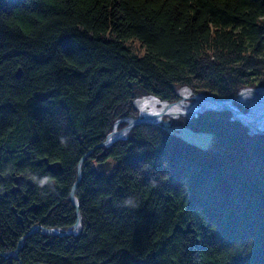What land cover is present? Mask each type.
Instances as JSON below:
<instances>
[{
	"label": "trees",
	"instance_id": "obj_1",
	"mask_svg": "<svg viewBox=\"0 0 264 264\" xmlns=\"http://www.w3.org/2000/svg\"><path fill=\"white\" fill-rule=\"evenodd\" d=\"M185 85L264 86V0H0V264H264L263 132L209 110L172 121L215 132L218 152L150 122L99 146L135 98ZM92 149L81 230L44 232L75 223Z\"/></svg>",
	"mask_w": 264,
	"mask_h": 264
},
{
	"label": "water",
	"instance_id": "obj_2",
	"mask_svg": "<svg viewBox=\"0 0 264 264\" xmlns=\"http://www.w3.org/2000/svg\"><path fill=\"white\" fill-rule=\"evenodd\" d=\"M135 81H131L130 85L134 86ZM196 95L202 96L204 99V106H195L194 103L191 101H187V106H188V112H179L175 116L174 113L171 112H164V108L166 107L165 105L172 106L176 105L178 102H183L184 97L180 95V98L174 101H169V100H162L160 97L153 95V94H148L144 96H153L156 97L160 102H164L162 106L156 107V111H149L148 113H144L142 107H139V114L136 117H130V121L127 126L117 129L116 125L114 126L113 130L107 135V138L105 141H103L99 146H110L112 143H114L116 140L119 139H126L129 137L130 131L139 123L143 122H150V123H158L161 124L164 128H166L171 134H174L185 141H187L190 144L196 145L198 147H201L205 151L208 152H218L220 149L215 146L217 142H222V139L216 138L215 132L212 131H206V130H196L192 128L189 124L186 123H173L172 118H179L181 116H185L186 118H191L194 116H198L201 113H204L208 110H223L227 109L232 112V118L241 121L243 124H245L248 127H252L251 123L245 120L239 111H241L238 107L235 105H230L229 101L234 100V98H216L212 95L206 94L204 92H195ZM142 96V97H144ZM124 118H119L117 122L123 121ZM116 122V123H117ZM127 123V122H126ZM255 132H263L264 129H258V128H253ZM93 152V149L90 150L80 161L79 167H78V179L74 183L71 193H70V198L73 202V204L76 207V215L77 219L75 223L69 227L66 230H60L59 228L56 227H45L43 225H39L41 230L48 234H53V235H68L72 233H77L80 231L83 225V216L80 211L79 207V201L76 196V188L77 185L82 177V166L85 161V158ZM38 163H41V160L38 161ZM118 166V163L112 159L108 158L105 161L101 162H94L91 165V171L95 172L96 176L98 178H103L104 175L111 173L116 167ZM47 169L50 170L51 172L55 174H61L63 172V167L60 162H50L47 164ZM9 176V175H8ZM10 177V176H9ZM16 183L18 185L22 184L24 182V177L22 175H18L14 177ZM30 180V179H29ZM39 227H33L32 230L27 233L30 234L33 231L39 229ZM25 242V236L21 238L19 241L17 247L9 252L13 257L19 258V251L22 248L23 244Z\"/></svg>",
	"mask_w": 264,
	"mask_h": 264
},
{
	"label": "bare ground",
	"instance_id": "obj_3",
	"mask_svg": "<svg viewBox=\"0 0 264 264\" xmlns=\"http://www.w3.org/2000/svg\"><path fill=\"white\" fill-rule=\"evenodd\" d=\"M191 88V87H190ZM187 89L190 91H187ZM193 89L182 87L179 94L184 97L183 102H178L176 105L168 106L160 102L156 97L144 96L137 99L134 105L138 108L142 107L144 113L156 111L158 106L165 105L164 112L174 113L175 116L179 112H188L187 101H191L195 106H204L205 102L202 96L194 95ZM230 105H235L241 111V116L251 123L253 128L264 129V88H245L239 93L237 99L229 101ZM242 104L246 110L239 105ZM182 117V116H181ZM180 117V118H181ZM119 127V124L117 125Z\"/></svg>",
	"mask_w": 264,
	"mask_h": 264
},
{
	"label": "rangeland",
	"instance_id": "obj_4",
	"mask_svg": "<svg viewBox=\"0 0 264 264\" xmlns=\"http://www.w3.org/2000/svg\"><path fill=\"white\" fill-rule=\"evenodd\" d=\"M182 89V87H177V93L179 94V92H180V90ZM187 91H189L188 89H187ZM190 92V91H189ZM144 95H148V94H143L142 96H144ZM180 95V94H179ZM141 96V97H142ZM139 97H137V98H135L134 99V102H137V99H138ZM140 107V106H139ZM138 107V108H139ZM244 110H246V107L245 106H241ZM227 109H223L222 111H226ZM138 111H139V109H138ZM209 111V110H208ZM230 111V110H229ZM139 114V113H138ZM130 117H134V116H125V117H122V118H124L123 120H125V121H121V122H127V123H125L124 125H122L121 127H116L117 129H121V128H123V127H125V126H127L128 125V123H129V121H130ZM182 117H184V118H186L185 116H182ZM195 117V116H194ZM230 117L232 118V112L230 111ZM172 119H180V117L179 118H172ZM171 119V120H172ZM233 119V118H232ZM173 122V121H172ZM181 123H183V122H181ZM187 124V123H186ZM245 125V124H244ZM248 127V126H247ZM249 128V132L251 133H255L254 132V129H253V127H248ZM131 132V131H130ZM129 135H130V133H129ZM81 230V229H80Z\"/></svg>",
	"mask_w": 264,
	"mask_h": 264
},
{
	"label": "built area",
	"instance_id": "obj_5",
	"mask_svg": "<svg viewBox=\"0 0 264 264\" xmlns=\"http://www.w3.org/2000/svg\"><path fill=\"white\" fill-rule=\"evenodd\" d=\"M183 87H187V88L191 89L190 86H188V85H185V86H183ZM256 88H264V86H258V87H256ZM192 91H193L194 95H196V93L194 92V90H192ZM117 121H118V120H117ZM117 121H116V122H117ZM123 121H125V120H123ZM120 123H121V121L115 123L116 127H117V125L120 124Z\"/></svg>",
	"mask_w": 264,
	"mask_h": 264
}]
</instances>
